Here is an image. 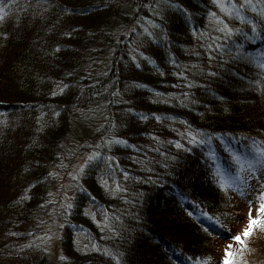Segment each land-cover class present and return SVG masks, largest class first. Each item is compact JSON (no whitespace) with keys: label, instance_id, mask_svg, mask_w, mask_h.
Returning a JSON list of instances; mask_svg holds the SVG:
<instances>
[{"label":"trees","instance_id":"trees-1","mask_svg":"<svg viewBox=\"0 0 264 264\" xmlns=\"http://www.w3.org/2000/svg\"><path fill=\"white\" fill-rule=\"evenodd\" d=\"M221 2L240 15L213 0H173L180 9L164 0H13L0 21V264L208 262L210 243L229 233L210 196L228 188L220 183L233 156L264 153V0L243 9L244 0ZM210 13L233 31H219ZM253 24L261 36L248 40ZM82 130L90 137L79 154L100 155L77 170L72 207L59 208L52 259L53 188L80 160L68 142ZM179 154L188 165L176 164ZM182 176L181 190L200 191L202 203L177 200L200 209L202 223L184 246L167 249L169 225L184 219L180 209L164 213L158 185ZM146 243L157 259L142 254Z\"/></svg>","mask_w":264,"mask_h":264},{"label":"rangeland","instance_id":"rangeland-1","mask_svg":"<svg viewBox=\"0 0 264 264\" xmlns=\"http://www.w3.org/2000/svg\"><path fill=\"white\" fill-rule=\"evenodd\" d=\"M90 133L85 130L75 132L69 139V150L72 154H76V160L72 162L68 167L62 168L59 172L58 182L59 184L53 188V195L51 197L52 203L55 206V219L54 224L47 229V241L49 243V249L51 258L57 259L59 256V241H58V229L57 224L60 218L59 208L67 207L70 202L73 190L75 187V175L79 169V165L82 164L88 157L86 153L79 154L78 150L83 145H86ZM74 158V157H73ZM231 191H234L231 189ZM235 192V191H234ZM222 193L220 195L219 206L221 212L225 213L223 217L228 225L231 227V231L235 235L242 234L243 229L247 226V217L250 214L249 209L253 207L252 204H247L245 200L240 196L239 192ZM244 244L231 242L230 240L221 242L213 240L209 245L208 255L211 259L217 260L216 264H222L225 250L232 251L234 253H242L237 255L235 259L246 261L247 264H264V229L254 227L251 233L243 237ZM231 246V247H229ZM142 254L150 256L153 259H157L160 256L158 249H147ZM146 259V258H145Z\"/></svg>","mask_w":264,"mask_h":264},{"label":"snow or ice","instance_id":"snow-or-ice-1","mask_svg":"<svg viewBox=\"0 0 264 264\" xmlns=\"http://www.w3.org/2000/svg\"><path fill=\"white\" fill-rule=\"evenodd\" d=\"M13 2V0H9L8 4H2L0 5V21H3L7 15L6 9H9V5ZM165 4L169 6H173L177 9H180V5L173 4V0H164ZM213 3L216 4L219 9L227 13L228 15H235L239 16L240 11L237 9L236 4L229 3L225 4L221 2V0H213ZM250 6V0H244V3L240 4V9L247 8ZM63 11L67 12L70 11V9H63ZM183 11V9H181ZM210 16L215 17V19L222 25V27L219 29V31H226L228 33H231L233 31L232 28L229 27L227 23H224L220 20V17L217 16L215 13H210ZM262 27H264V23L261 24ZM157 29L161 28V25L157 24L155 25ZM145 31H148L145 29ZM252 35L246 36L245 38L248 40H256L261 36V33L257 31V25H252ZM149 35H152V33L149 32ZM166 39V36L164 37ZM208 48H212V44L207 45ZM216 47H219L217 45ZM237 52L240 53L238 56L241 60H246L247 54L241 49L237 48ZM141 56H143V53H140ZM135 59V57H133ZM148 63H154L153 61H148ZM139 67V65H137ZM261 68H264V65H261ZM163 74V73H161ZM180 75H183L181 72ZM67 87V85H65ZM156 119H160L159 116L156 117ZM200 135H203L202 133ZM187 137H190L189 143H195L197 140V137L193 135L192 132L187 133ZM114 140H116L115 137H113ZM118 143H125V141L118 140ZM105 143H108V141H105ZM199 143L203 144L204 140H200ZM176 146L179 148L181 147L180 143L177 142ZM134 147V146H133ZM99 153H92L89 155L88 160L91 161L93 157L99 156ZM233 169L234 171H230L225 173L224 175L227 176V180H224L223 177L221 179L220 188H224L227 184L228 187L235 192H239L240 196L245 200L247 204H252L253 207L249 209L250 214L247 217V226L243 229L242 234L233 235L231 239L235 241L236 243L243 245L244 239L243 237L248 236L254 227L264 229V153L261 152L259 148H256V155L253 156L251 159L247 157H240V156H233ZM85 168V164L79 165V170H83ZM67 207L71 208L72 205L68 204ZM95 247V245H92ZM231 247V246H229ZM241 255L242 253H234L229 250H225L222 264H247L246 261L243 260H237L235 257L237 255ZM211 258H208V262H210ZM206 262V264H208Z\"/></svg>","mask_w":264,"mask_h":264},{"label":"bare ground","instance_id":"bare-ground-1","mask_svg":"<svg viewBox=\"0 0 264 264\" xmlns=\"http://www.w3.org/2000/svg\"><path fill=\"white\" fill-rule=\"evenodd\" d=\"M262 36L264 37V33L262 34ZM166 127L169 128L168 126H166ZM161 148H162V153L165 154V157H166L168 155L169 151L166 149L165 144H162ZM184 149H185L184 155H187V154L192 152L191 147L186 146ZM92 153H96V151L91 150V154ZM162 153L160 152L161 155H162ZM181 155H183V154H179V155H177V157L175 156V160L177 161V162L175 161L176 164L179 167L184 166V165H188L189 162L187 163L185 161L182 162L181 160H179L178 157L179 156L181 157ZM88 157H89V155H88ZM166 159L169 161H173V158L166 157ZM106 169L112 171V170H114V166L107 163ZM94 172H97V171L94 170ZM187 174L189 175V174H191V172L189 171ZM183 177L184 176H182L180 178V180L177 179L176 177H174L169 182L158 185L159 191H157V192H158V194L160 193L162 199L165 200V202L167 203L165 206H163L164 213L168 214V215L178 216V214L176 212L178 211L177 209H180V211L182 213H180L179 211L178 212L180 214V217L182 219H184L183 225H182L183 222L181 221L182 223L180 225L173 224L172 227H170L172 224L170 222L171 224L169 225V231L167 232V234L170 232V230L172 232L167 235V237H168V239H166L167 249H173L174 248L177 250V249L181 248L182 246H184V243L187 241V238H188L187 236H192L193 232H195L194 227H199V226H201V223H202L201 222V210L200 209H194V210L186 209V206H185V208L180 206L183 201L177 200V198H179V197H181V198L189 197V198L195 199V201L191 202V204H190L191 206H195L196 203H200V204L202 203V201L199 202L196 200V199L201 198L202 194L200 193V191L198 193H193L192 195H189L186 193V191L183 192L181 190V187L183 186V184H181V183L184 182ZM159 180H161V179H159ZM162 181H164V180H162ZM204 182L206 184V181H204ZM167 184H170V186H169V191L166 192ZM208 185L209 186L211 185V182L209 180H208ZM217 191L220 192L219 189H217ZM208 202L210 204L213 203V205H218L220 202V195H218V197H217V194L213 191V194H212V196H210V199L208 200ZM184 211H185V213L189 214L191 222L189 221V219L184 214ZM178 219H180V218H178ZM186 220L188 221V223H191V225H185ZM144 246L148 249H151L153 247L149 243L144 244Z\"/></svg>","mask_w":264,"mask_h":264}]
</instances>
